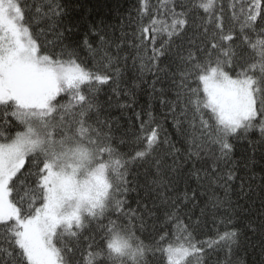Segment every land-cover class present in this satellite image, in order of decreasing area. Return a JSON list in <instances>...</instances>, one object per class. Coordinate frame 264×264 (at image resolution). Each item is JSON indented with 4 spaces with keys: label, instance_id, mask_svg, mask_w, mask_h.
Returning a JSON list of instances; mask_svg holds the SVG:
<instances>
[{
    "label": "trees",
    "instance_id": "trees-1",
    "mask_svg": "<svg viewBox=\"0 0 264 264\" xmlns=\"http://www.w3.org/2000/svg\"><path fill=\"white\" fill-rule=\"evenodd\" d=\"M0 2L39 59L86 75L28 116L0 100V145L27 125L39 143L10 181L20 216L45 200L49 164L106 180L70 232L59 224L63 262L264 264V0ZM214 67L253 81L237 128L204 90ZM21 228L0 221V264H33Z\"/></svg>",
    "mask_w": 264,
    "mask_h": 264
},
{
    "label": "rangeland",
    "instance_id": "rangeland-1",
    "mask_svg": "<svg viewBox=\"0 0 264 264\" xmlns=\"http://www.w3.org/2000/svg\"><path fill=\"white\" fill-rule=\"evenodd\" d=\"M12 14L0 2V100L14 97L19 111L28 116L38 111L61 88L63 82L83 81L85 73L73 64L59 68L36 56V48L27 45L17 30ZM13 29V30H11ZM11 30V31H10ZM10 31V32H9ZM9 32L13 42L5 36ZM209 103L221 119L237 128L256 113L253 81L248 76H231L214 67L202 75ZM31 106H36L32 107ZM31 117L26 118L30 120ZM32 125L22 131L16 141L0 145V221L15 219L21 224L19 243L33 264H66L58 253L56 232L71 230V224L82 219V209L97 204L102 197L106 180L100 174H77L69 168L57 171L49 164L43 179L46 194L40 207L30 216H20L18 205L10 194V181L23 164L32 144L38 145ZM68 233V232H65Z\"/></svg>",
    "mask_w": 264,
    "mask_h": 264
}]
</instances>
